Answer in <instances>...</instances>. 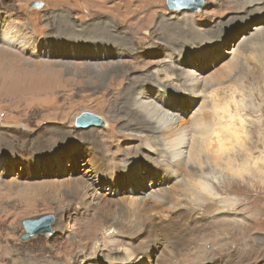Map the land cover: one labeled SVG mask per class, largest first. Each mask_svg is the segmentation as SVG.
I'll return each mask as SVG.
<instances>
[{
	"label": "rangeland",
	"instance_id": "374dc122",
	"mask_svg": "<svg viewBox=\"0 0 264 264\" xmlns=\"http://www.w3.org/2000/svg\"><path fill=\"white\" fill-rule=\"evenodd\" d=\"M33 1L0 0V264H101V257L109 250H116L117 257L131 255L132 264H167V249L159 239L152 245V258L141 253L133 260L137 254L126 242L131 236L122 234L126 231L135 235L138 226L150 216L152 211L144 200L149 189L136 195V188L126 181L112 192L114 198L110 193L114 186L109 183L88 190L92 198L104 197L109 205L116 206L106 215L87 203L88 197L72 195L64 186L68 179H85L84 160H79L85 154H96L102 159L101 168L109 173L129 165L131 158L145 159L149 152L139 149L136 144L140 141L142 146L173 145L183 139L189 143L174 170L181 171L183 179L189 172L206 173V196L217 205L213 212L202 215L241 221L249 214L230 210L227 203L236 204L234 208L264 207V189L250 187L253 182H264V124L256 125L264 120V115H259L264 112L258 109L264 94L262 8L259 12L249 10L248 0L233 5L227 4L228 0H202L195 11L170 8L166 0H37L43 3L39 8L31 5ZM257 25L262 32L255 39V51L252 44L247 46L248 51L244 37ZM98 28L108 36L96 37ZM41 40H50L46 44L53 41L51 45L68 44L72 54L39 57L38 48L45 45ZM57 40L61 41L56 43ZM192 42L194 46L189 45ZM99 44L109 49L108 56L101 60L80 51L85 45ZM119 49L126 53L115 54ZM189 51L193 53L192 64L168 67L170 61L180 66L178 59ZM92 65L102 66V71H82ZM110 66L121 68L103 71ZM158 74L174 75L173 82L179 90L192 80L195 85L189 92L204 94L196 106L171 111L176 114V122L162 132L131 113L126 104L128 101L130 105L129 95L132 98L136 91L149 90L150 83L156 86L153 81ZM98 75L104 79L99 81ZM242 102L248 111L255 109L242 116L243 123L239 114L235 115ZM85 110L101 116L106 125L76 127L74 118ZM231 116L235 117L237 130L226 138L230 145L223 146L215 134L208 137L214 123L228 125ZM109 133L131 135L133 139L111 137L110 144L105 141ZM116 153L127 154L126 159L110 170L108 160L116 161L118 158H111ZM216 154L219 157L212 156ZM242 160L246 165L241 167ZM144 174H136V180L140 181L139 175ZM183 185L182 180L166 188L156 184L154 190L160 194L173 190V203L179 195L185 196L186 203L193 202L196 188L191 182ZM199 202L200 207L197 203L193 207L197 215L208 211L202 209L200 213L205 201ZM211 205L214 206L212 200ZM44 214L54 216L51 232L21 239L22 220ZM256 219L258 225L248 230L251 235L241 253L247 251L246 246L255 249L260 255L251 264H264V217ZM98 225H113L111 230L117 231L109 235L111 239L107 235L103 238L101 255L96 256L92 241L100 239L93 231ZM177 259L178 256L170 264Z\"/></svg>",
	"mask_w": 264,
	"mask_h": 264
},
{
	"label": "bare ground",
	"instance_id": "6f19581e",
	"mask_svg": "<svg viewBox=\"0 0 264 264\" xmlns=\"http://www.w3.org/2000/svg\"><path fill=\"white\" fill-rule=\"evenodd\" d=\"M238 1L239 0H228V3L227 2L226 3L233 5L234 3ZM247 2H248L247 3L248 6L250 7L249 10H253L254 12H259L258 9H261V8H262V11L264 10V0H248ZM252 29H254V31L249 33V36L244 37L246 38L244 41L245 49L247 48L248 45L250 46L252 44L251 47L254 50L255 47L253 45L257 41L255 39L259 38V35L262 32V28L259 25L253 26ZM95 35L96 37L104 36V38H106L108 36V33L98 28L95 32ZM5 38L6 37H2V39H5ZM41 41L44 42L45 45H41L38 48L39 57L41 56L47 57L48 55L50 56L53 55V56H56L55 58H58L59 54L61 56L72 54V52H70L67 49L68 44L51 45L53 41L50 42V44H46L50 40L49 41L41 40ZM58 41L60 42L61 40H57L56 43H59ZM191 44L194 46V42L190 43L189 45L191 46ZM85 46L86 47H84V49H81L80 51L82 54L90 55L91 59L101 60L102 58H106V56H108L107 52L109 51V49L101 48L102 46L104 47H108V46H105L103 44L92 45V46L85 45ZM87 47H93L95 50H87L88 49ZM173 48L175 49V51L180 50V47H173ZM168 49L173 50L171 47ZM119 50L116 51L115 54L120 55V54L126 53V51H122L121 49ZM196 50L198 52V49ZM18 51H21V50H18ZM248 51H251V50L249 49ZM77 52L79 53V51ZM192 56H193V53L189 51L186 53L184 57H181L180 59H178L179 61L177 62V65H180V66H174L170 61V63L168 64V67L184 68V65L192 64V59H191ZM199 58L201 60V57ZM203 58L206 59V55L204 53H203ZM204 59H202V62H204ZM36 65H38V63H36ZM201 65H203V63H201ZM101 67H96V65H92L89 67H85V69L82 71H85V72L88 70L89 71H102ZM120 68L121 67L110 66L108 69L103 68L104 69L103 71H106V70L110 72L119 71ZM157 77L158 78H155V80L153 81L154 83H156V86H154L153 83H150L149 90L136 91L135 95L132 98L128 94L130 105L128 104V101L126 102V104L130 107L131 113L140 116L144 122H148L152 124L151 127L155 131L162 132L166 126L172 125L176 122V119H177L176 114L175 113L173 114L171 111L175 112L174 111L175 108L178 110L181 109L183 111L185 108H189L190 106H193V105L196 106L200 101H203L204 94H201L200 92H198L197 94H193V92L191 91L189 92V90L192 89V86L195 85V82L192 80L186 81L184 84L183 90H179L177 83L173 82V80L175 79L174 75L158 74ZM97 79L99 81H102L104 79V76L98 75ZM178 91L182 93H179ZM149 93H152L151 98L147 96ZM200 105L198 109L200 108ZM244 105L245 103L242 102L241 107H239L236 110L237 112L235 114V115L239 114L238 117H239L240 122L242 123L243 121H245L242 116L246 114L248 111L246 109V105L245 106ZM258 109L261 112H264V94H263V102L259 106ZM252 110H255V109H250L248 112H251ZM176 113L179 115L177 110H176ZM259 115L263 116L264 114L259 113ZM230 118H231V121L228 125L226 124L222 125L220 122L214 123L207 132L208 137L211 134H215L217 136V139H219L222 142L223 146L230 145L229 140H227L226 138L231 132H234L237 130L235 128L236 126L235 117L231 116ZM260 124H264V120H259L256 125H260ZM241 130L244 131L243 126H241ZM238 135L239 133L235 134V140L237 143H239ZM99 136L96 135V137H99ZM111 137H114L115 140H117L118 138L128 139L125 137H129L133 139L131 135L116 136V135H112L109 133L105 141L110 142V144H112L111 142L112 140L110 139ZM136 145H140L139 149L144 148L145 150H147V152L151 154L149 153L145 154L144 151L142 150L143 154L146 155L145 159L134 160L136 157L131 158L132 161L131 163H129V165L125 166L124 168L118 169L115 172L111 171L110 173L101 168L102 159L97 157L96 154H85V156L79 159V160H84L82 164L85 166L86 171L83 173L82 177L84 176L85 179H82V180L68 179L67 180L68 184L64 185L70 189L72 195L81 194V196L88 197L87 203L92 204L97 211L102 212L103 214H106V215L109 214L112 210H116V206L109 205V203H107V200L104 197H99L97 199H94V196H93L92 198V195L89 193L88 190H94V188L101 187L102 183L104 184L109 183L114 186V189H111L110 191L112 197L114 198L115 196H113V193H115V190L117 189L118 185L120 183L124 184L126 181L130 183L134 188H136L135 189L136 195L140 193L142 190H143L142 193L144 192V194L145 192H147L148 189L150 190L144 196L145 198L144 200H146V203L149 204V209L152 212L150 213V216L146 218L141 223V225L138 226V230L135 234L136 238H135V235L129 232L125 231L126 232L125 233L123 231L124 233H122V234H125L126 236L128 235L131 236L130 239L127 238L128 241L126 242L131 247V249L133 248V250L135 251V254H137L135 256L132 255L133 260L134 258L138 256V254H141V253H143V256L145 258H152L153 252L151 248H152L153 243L157 242L158 239L164 244L163 246L167 249V253H168L167 254V260H168L167 264H170L172 262V259H176L177 256H178V259L176 260L175 264H251L254 261H256V258L258 259V256L260 254L255 253V249L249 250L248 246H246L247 251H245L244 255H242L243 253H241L242 252L241 247H244V244L246 245V242L248 241L247 236L250 237L251 235L248 230H251V228H254L255 224L258 225V221H257L258 219L256 218H258L259 216L264 217V207H256V208L247 207L246 208V207L240 206L238 208H234L232 206L236 204H232V203L229 204L227 203V201H225L228 204L225 206H227L230 210L239 211L244 214H249L247 218L244 220L238 221L235 219L222 218L220 216L211 217V216L202 215V214L213 212L216 209V205H217V202L214 199H210L206 196V191H208V188H209L208 185L206 184V177H205L206 173L204 171H201L198 174L194 172H189L187 173V177L189 179L188 178L183 179L184 174L181 171L176 173L174 170V165H176V163L180 160L182 153H183V149L187 145H189V143H187L186 140L183 139L173 145L172 144L167 145L165 143L166 146H162L158 144H144L142 146L141 141L138 142ZM106 146L108 145L106 144ZM129 147L131 146H128V148ZM134 151L136 150H133V152ZM112 155L113 156L111 158H118V159L116 161H113L112 159L108 160L109 162L108 167L110 168V170L113 168L115 164L122 163L126 159L125 157L127 154L116 153ZM160 155L161 157H159ZM212 156L219 157V154L212 155ZM120 157H122V159H120ZM243 161L245 160H242V163L240 162V165L243 164L245 166L246 161L245 162ZM257 161L258 160L254 161L253 164H256ZM1 166H3V164ZM21 168H23V165ZM143 172H145L146 175L145 174H144L145 176L139 175L140 181L136 180L137 179L136 174L138 173L142 174ZM3 173L5 174L4 169L2 170V174ZM237 175H238V172H237ZM148 176H151L150 180H148ZM180 180L183 181L184 183L183 186H185L187 182H191V184H193V186L196 188L197 192L192 193L193 202L189 201L188 203H186L185 196L179 195L177 196V199L175 200L173 199L174 200V203H173L171 198L174 195H176L173 190L164 191L162 194L155 193L156 190H154V186H156V184H159L161 187L166 188L168 186H171L177 183ZM145 182H146V185H143L145 184ZM247 186H249V184ZM250 187L253 189L255 188L264 189V182H260V183L253 182L251 183ZM79 188H81V191L80 190L78 191ZM228 190H231V188H228ZM257 197L260 198V196L258 195ZM199 200L205 201V206L199 209L200 213L202 209L206 211L208 210V211L197 215L196 214L197 209L193 207L195 206L194 204L196 203H197L196 206L200 207ZM211 200L214 202V206L211 205ZM249 211H254V212L249 213ZM91 226L94 229V226L93 225ZM98 227H99L98 229L93 230L94 236L96 235L100 236L101 240L99 239L98 241H96L95 239H93L92 241V243L95 244L94 250H96V253H95L96 256L101 255V252H102L101 245L103 244L101 241L103 240V238H105L106 235L109 236L110 234L111 235L114 234L113 230L117 231L116 228H113V230H111V227H114L113 225H107V226L98 225ZM205 227L208 228L209 231L204 230L203 228ZM110 237L111 236H109V238ZM207 242L210 243L208 247H206L204 244ZM82 253L83 252H81V254ZM116 254H117L116 250L115 251L109 250L107 254L101 257L100 259L102 262L101 264H132L133 263L131 259V255L125 256L124 258H122V257H117ZM248 256L251 257L250 260H248L247 258Z\"/></svg>",
	"mask_w": 264,
	"mask_h": 264
},
{
	"label": "water",
	"instance_id": "95a60500",
	"mask_svg": "<svg viewBox=\"0 0 264 264\" xmlns=\"http://www.w3.org/2000/svg\"><path fill=\"white\" fill-rule=\"evenodd\" d=\"M166 3L170 8L181 9L189 8L192 10H197L200 8L202 0H166ZM41 1H33L32 6L34 8H39L42 6ZM74 125L80 128H87L90 126L103 127L106 122L103 118L90 111H81L74 120ZM54 220L52 214H44L36 218H25L22 220V227L24 229L21 239L25 240L38 233H49L51 232V224Z\"/></svg>",
	"mask_w": 264,
	"mask_h": 264
}]
</instances>
